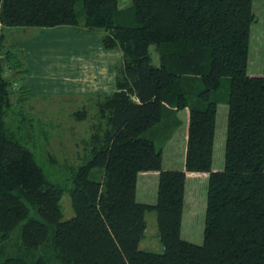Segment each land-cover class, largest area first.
I'll return each instance as SVG.
<instances>
[{
  "label": "trees",
  "instance_id": "trees-1",
  "mask_svg": "<svg viewBox=\"0 0 264 264\" xmlns=\"http://www.w3.org/2000/svg\"><path fill=\"white\" fill-rule=\"evenodd\" d=\"M254 22L252 0H130L124 7L0 0V264H264V76L246 73ZM58 25L98 33L104 48L120 52L114 90L93 94L96 121L83 162L63 185L45 176L5 120L12 91L3 71L23 73L15 100L29 89L22 50L2 45L4 28ZM219 103L226 105L223 164L212 171ZM182 109L183 169H163L160 148L142 132L163 119L174 129ZM73 115L80 119L85 109ZM145 171L156 172L153 203L135 200L136 176ZM185 172L207 173L200 244L180 237ZM63 190L68 219L59 206ZM148 210L160 253L138 247Z\"/></svg>",
  "mask_w": 264,
  "mask_h": 264
},
{
  "label": "rangeland",
  "instance_id": "rangeland-1",
  "mask_svg": "<svg viewBox=\"0 0 264 264\" xmlns=\"http://www.w3.org/2000/svg\"><path fill=\"white\" fill-rule=\"evenodd\" d=\"M129 3L130 0H117L119 7L127 6ZM252 13L258 22L252 24L251 32L249 33V59H255V62L256 60L260 63L262 62L261 65L264 68V57L261 49L256 52L253 46V41H256L253 36L254 29H260L261 40L264 39V0H252ZM42 29L46 28L8 27L3 30L5 36L3 47H9L11 45L10 42H14V44H17L18 49L22 50L24 67L27 71L24 81H27V88L29 89V95L22 94V96L27 98L15 100V97L20 92L18 87L21 84V80L19 77H22L23 73L18 70L14 77H10L9 73L14 74L13 71H8L7 75L3 71L4 76L10 79V89L12 91L11 105L5 120L9 124V128L14 132L15 138L33 154L35 161L40 165L45 176L50 181L63 185L66 184V177L69 175L70 168L83 162L85 141L93 131L92 126L94 121H96L93 118V114L96 109L91 102L93 95L79 94L74 90L69 91L70 84L63 86L61 76L57 75L56 70H54L61 63V66H63L65 62L71 61L72 56L68 57L67 55L66 57V55L50 53L47 49H45V52L43 51V54L34 56V41ZM72 29L75 31L73 27ZM93 34L99 36L98 33ZM26 40H31L32 48L29 45L28 47L23 45ZM50 41L54 42V38ZM152 48L150 47L151 60L153 64H157V55ZM26 63L30 67H35L34 65H36V71L33 72L32 68V72L28 71ZM39 68L47 71L43 72ZM28 75L32 76L30 82H28ZM34 76L36 77L35 86L33 85ZM47 82L50 85H46ZM221 87H226L225 79L222 80ZM79 109H85V116L77 119L73 112ZM177 117L180 122L175 130L172 129L170 120L163 119L158 124L142 132L143 136L151 138L154 145L160 148L161 166L165 168L172 166L175 169L181 156L178 144L180 143L184 127V112L178 110ZM225 122L226 105L219 103L216 106L212 146V162L214 165L222 164ZM156 181L155 179L152 184L147 178L145 180L139 178L135 187V200L153 203L156 194ZM199 182L197 183L199 188L196 190L194 183L191 184L190 180H187L186 190L184 189L183 192L184 200L180 220V237L194 244H200L202 241L205 207L206 183L205 180L203 183ZM68 185L65 187H68ZM190 190L192 195L189 193ZM59 206L62 219H68L73 215L70 198L66 190H63L60 195ZM144 220L145 229L138 247L141 250L160 253L162 245L157 235L154 211H145Z\"/></svg>",
  "mask_w": 264,
  "mask_h": 264
},
{
  "label": "crops",
  "instance_id": "crops-1",
  "mask_svg": "<svg viewBox=\"0 0 264 264\" xmlns=\"http://www.w3.org/2000/svg\"><path fill=\"white\" fill-rule=\"evenodd\" d=\"M255 17V15H254ZM255 22H258L255 17ZM253 24V23H252ZM250 31L251 32V26ZM253 28V27H252ZM261 30L254 29V39L253 46L254 51L258 52L259 49L262 50L264 44V39L261 40ZM264 34V31H263ZM264 37V35H263ZM54 38V42H51ZM263 42V43H262ZM249 44H250V34L248 40V58L246 73L249 76H262L264 75V68L259 61L256 62L253 59H249ZM25 47H31V40H26L23 44ZM32 48V47H31ZM47 49L50 53H58L60 55L72 56L71 61L65 62V66L61 64L55 67L57 75L61 76L62 85L66 86L70 84L69 91L74 90L79 94H110L114 90V67L120 62V52L115 48H104L100 43V37L92 33H77L72 29L71 26L58 25L54 27H47L39 31V35L34 41L33 52L34 56L43 54ZM44 51V52H43ZM37 67L36 65H34ZM27 70L35 72V67H30L26 63ZM42 68V67H41ZM39 68V69H41ZM46 72V69H41ZM31 71V72H32ZM32 76L28 75V82H30ZM36 77H33L35 86ZM46 85H50L49 82ZM52 85V84H51ZM184 112V127L182 130V136L178 146L180 147V158L178 159V166L175 169H183V160L185 152V142H186V132H187V109H182ZM178 112V111H177ZM176 112V117H177ZM178 118V117H177ZM179 119V118H178ZM180 120V119H179ZM176 128V127H175ZM174 128V130H175ZM173 130V131H174ZM173 133V132H172ZM171 133V134H172ZM171 137V136H170ZM214 139V133H213ZM213 146V144H212ZM223 152V150H222ZM213 156V147H212ZM223 158V157H222ZM223 164V159H222ZM222 164L218 163L216 165L211 161V170L216 171L222 168ZM163 169H174L172 166ZM139 178L145 180L146 178L149 182L153 184L156 179L155 171H145L139 172L136 176V184ZM154 178V180H153ZM190 180L191 184L194 183V188L197 190L199 187L197 183L205 180L207 181L206 172H185L184 179V189L186 190V182ZM192 195V191L189 192ZM191 198V196L188 194ZM192 199V198H191ZM184 200V196H183ZM194 200V199H193ZM192 208V205H191ZM190 208V210H191ZM182 216V212H181ZM181 220V219H180Z\"/></svg>",
  "mask_w": 264,
  "mask_h": 264
}]
</instances>
